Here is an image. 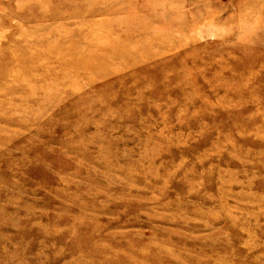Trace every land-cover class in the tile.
<instances>
[{"label": "rangeland", "instance_id": "1", "mask_svg": "<svg viewBox=\"0 0 264 264\" xmlns=\"http://www.w3.org/2000/svg\"><path fill=\"white\" fill-rule=\"evenodd\" d=\"M0 264H264V0H0Z\"/></svg>", "mask_w": 264, "mask_h": 264}, {"label": "bare ground", "instance_id": "2", "mask_svg": "<svg viewBox=\"0 0 264 264\" xmlns=\"http://www.w3.org/2000/svg\"><path fill=\"white\" fill-rule=\"evenodd\" d=\"M138 34V33H137ZM139 36H140V34H139ZM162 53V52H161Z\"/></svg>", "mask_w": 264, "mask_h": 264}]
</instances>
